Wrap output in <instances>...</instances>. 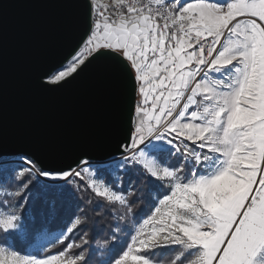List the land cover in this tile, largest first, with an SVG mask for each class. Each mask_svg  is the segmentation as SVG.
Wrapping results in <instances>:
<instances>
[{
  "label": "snow or ice",
  "instance_id": "6c2138e0",
  "mask_svg": "<svg viewBox=\"0 0 264 264\" xmlns=\"http://www.w3.org/2000/svg\"><path fill=\"white\" fill-rule=\"evenodd\" d=\"M64 6L76 39L37 87L95 70L119 111L115 150L62 167L0 150V264H264V0ZM106 206L111 227L89 237L88 210ZM62 212L59 235L36 228Z\"/></svg>",
  "mask_w": 264,
  "mask_h": 264
},
{
  "label": "water",
  "instance_id": "95a60500",
  "mask_svg": "<svg viewBox=\"0 0 264 264\" xmlns=\"http://www.w3.org/2000/svg\"><path fill=\"white\" fill-rule=\"evenodd\" d=\"M8 3L0 18V150H34L50 167L71 163L80 150H115L119 111L95 70L56 93L37 87L76 39L64 0Z\"/></svg>",
  "mask_w": 264,
  "mask_h": 264
},
{
  "label": "trees",
  "instance_id": "16d2710c",
  "mask_svg": "<svg viewBox=\"0 0 264 264\" xmlns=\"http://www.w3.org/2000/svg\"><path fill=\"white\" fill-rule=\"evenodd\" d=\"M142 187L147 191V185H142ZM36 193L38 195V199L36 200V203L34 207L39 210L43 205V194L40 192L39 189L36 190ZM138 209L142 212L147 211V209L140 205L138 206ZM89 211V216L91 217V220L89 221V228H88V236L92 237L96 232L103 231L106 234V229L111 227V221L112 217L109 215H106L107 206L105 207V210L100 213H93L91 209ZM69 213L68 212H62L59 216H57L54 219L47 220L45 222H41L39 218L36 221V228L40 230L42 234H54L57 232H62L65 227L69 225ZM97 216H103V220L100 222H96ZM71 235V234H70ZM67 241H64L66 243ZM35 243V241H33ZM79 241L77 240V244ZM57 247H60V245H57ZM55 250V249H53Z\"/></svg>",
  "mask_w": 264,
  "mask_h": 264
},
{
  "label": "rangeland",
  "instance_id": "374dc122",
  "mask_svg": "<svg viewBox=\"0 0 264 264\" xmlns=\"http://www.w3.org/2000/svg\"><path fill=\"white\" fill-rule=\"evenodd\" d=\"M99 3L102 4V0H99ZM60 232L54 233V234H46V235H50V236H55V235H59Z\"/></svg>",
  "mask_w": 264,
  "mask_h": 264
},
{
  "label": "built area",
  "instance_id": "2783aa9c",
  "mask_svg": "<svg viewBox=\"0 0 264 264\" xmlns=\"http://www.w3.org/2000/svg\"><path fill=\"white\" fill-rule=\"evenodd\" d=\"M110 0H102V4H109Z\"/></svg>",
  "mask_w": 264,
  "mask_h": 264
}]
</instances>
